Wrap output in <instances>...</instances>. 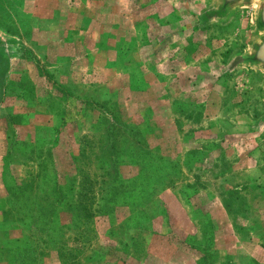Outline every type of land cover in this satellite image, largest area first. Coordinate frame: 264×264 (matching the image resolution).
<instances>
[{"label":"rangeland","instance_id":"374dc122","mask_svg":"<svg viewBox=\"0 0 264 264\" xmlns=\"http://www.w3.org/2000/svg\"><path fill=\"white\" fill-rule=\"evenodd\" d=\"M213 4L0 0V264H264L253 9Z\"/></svg>","mask_w":264,"mask_h":264},{"label":"water","instance_id":"95a60500","mask_svg":"<svg viewBox=\"0 0 264 264\" xmlns=\"http://www.w3.org/2000/svg\"><path fill=\"white\" fill-rule=\"evenodd\" d=\"M240 8H252V27L255 38L249 49L235 53L230 59L231 69L247 68L264 75V0H214V4L202 14L204 24H225ZM10 43L0 35V64L7 63ZM264 97V91H263ZM259 126L264 127V117Z\"/></svg>","mask_w":264,"mask_h":264},{"label":"trees","instance_id":"16d2710c","mask_svg":"<svg viewBox=\"0 0 264 264\" xmlns=\"http://www.w3.org/2000/svg\"><path fill=\"white\" fill-rule=\"evenodd\" d=\"M112 164L115 167L116 166V161H113ZM117 177H118V172H117V167H115L113 171H111L109 174H107V180L104 179V183L103 184H107L108 185V183H110L111 189L115 191V189L117 188V186L114 185L113 183L115 182V180L117 179ZM118 181L122 185L121 180L118 179ZM113 195H115V192H113ZM225 206H226V204H225ZM69 209H70V211H72V213H73L74 216L76 214L78 215V219L82 223V226L83 227H85V226L88 225L87 224V220L89 219V217H91L92 213H90V211H87L89 208L82 202V200L80 199V195H79V197H77L74 200V202H73L72 205L70 204ZM114 251H117L118 252L119 251V248L114 249Z\"/></svg>","mask_w":264,"mask_h":264}]
</instances>
